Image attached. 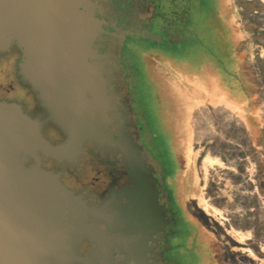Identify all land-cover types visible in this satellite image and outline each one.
I'll return each mask as SVG.
<instances>
[{
    "label": "rangeland",
    "instance_id": "obj_1",
    "mask_svg": "<svg viewBox=\"0 0 264 264\" xmlns=\"http://www.w3.org/2000/svg\"><path fill=\"white\" fill-rule=\"evenodd\" d=\"M230 1L239 77H223L221 62L209 59L216 47L206 21L195 23L196 41L185 47L136 43L169 60L140 51L123 57L142 145L173 199L168 264H264V0L252 9ZM110 80V93L123 84ZM92 169L87 181L107 180V165Z\"/></svg>",
    "mask_w": 264,
    "mask_h": 264
},
{
    "label": "water",
    "instance_id": "obj_2",
    "mask_svg": "<svg viewBox=\"0 0 264 264\" xmlns=\"http://www.w3.org/2000/svg\"><path fill=\"white\" fill-rule=\"evenodd\" d=\"M89 3L0 0V56L10 49L12 39L21 42L27 59L20 64L19 75L67 136L64 143L53 144L40 122L20 104L0 100V253L16 264H99V258L119 264L112 259L113 253L128 258L125 264L131 262L132 250L125 254L118 251L124 240L134 249L131 236H119L123 231L119 221L107 218L104 209L88 207L57 174L42 167L43 157L69 158L85 141L120 145L108 130L117 122L110 114L114 100L106 75L108 63L99 61L97 51L83 43L79 44L85 50L73 53V44H78L73 43L74 37H65L53 24H47V15L52 14L55 19H83L95 26ZM28 14H35V23L44 25H31ZM41 15L46 18H38ZM4 37L11 39L5 41ZM87 53L98 60L88 62L84 59ZM73 62L82 66L73 67ZM81 72L92 75L85 82L73 81V74ZM84 242L95 247L92 256L77 251Z\"/></svg>",
    "mask_w": 264,
    "mask_h": 264
},
{
    "label": "flooded vegetation",
    "instance_id": "obj_3",
    "mask_svg": "<svg viewBox=\"0 0 264 264\" xmlns=\"http://www.w3.org/2000/svg\"><path fill=\"white\" fill-rule=\"evenodd\" d=\"M242 2L244 0L239 3ZM229 3L232 4V1L90 0L88 6L93 20L96 21L95 26L86 24L83 19L79 22L73 21L78 26L75 34L80 35L79 38H73V43H83L88 49H95L101 57L99 61H105L109 65H105L106 75L115 82L118 79L123 83L121 85L117 81L113 85L111 94L114 111L110 114L116 117L117 122L108 128L117 137L120 145L111 147L85 141L69 158L43 157L42 167L57 174L60 181L80 196L88 207L104 209L107 218L114 222L119 221V227L123 229L119 236L122 235L125 239L126 236H131L134 249L124 240L123 247L118 246V251L125 254L132 250L130 260L133 264H168L165 262L163 250L167 247V240L174 239L176 235L174 227L177 221L166 178L142 145L144 128H140V118L133 110V95L125 83L128 72L123 61L125 51L126 59L128 55L135 54L131 51H140L139 54L144 58L161 57L169 60L172 54L158 48L143 50L136 43L152 42L163 49L185 47L196 41V38H192L195 23L206 21L212 35L209 40H214L211 46L216 47L215 54H211L209 59L221 62L218 72H222L223 77H239L238 72L231 67V63L238 58V43L234 38V24L230 21ZM245 6L252 9L255 1L245 0ZM79 10L84 11V8L80 7ZM47 17V24L54 25L56 15L48 14ZM26 18L32 20L30 24L33 26L44 25L42 22L35 23V14H28ZM38 18L45 19L46 15ZM20 43L18 39H12L10 49L0 57L10 53L18 54L17 79L35 99L34 108L20 105L40 122L44 135L53 144H62L67 139L66 134L51 119L37 93L19 75L20 64L27 59L25 49L20 47ZM91 56V53H87L84 59L88 62L98 60H93ZM11 90L12 87L1 92L0 100L18 103L8 98ZM49 129H55L59 138L50 137ZM95 161L108 166L109 171L105 174L107 180L97 178L96 182L87 181L95 170L92 169ZM97 184L102 185L101 190L97 188ZM94 248L90 243L84 242L77 251L82 255L92 256ZM112 259H117L119 264H125L128 260L118 253H113ZM97 263L107 264L102 262V258Z\"/></svg>",
    "mask_w": 264,
    "mask_h": 264
},
{
    "label": "clouds",
    "instance_id": "obj_4",
    "mask_svg": "<svg viewBox=\"0 0 264 264\" xmlns=\"http://www.w3.org/2000/svg\"><path fill=\"white\" fill-rule=\"evenodd\" d=\"M10 39V37H4L5 41ZM18 60L19 57L16 53H10L5 57H0V90L9 89V86L11 85L13 90L8 92V98L17 101L21 105L34 108V97L29 93L27 88L19 83L17 79ZM48 135L52 138H59L55 129H49Z\"/></svg>",
    "mask_w": 264,
    "mask_h": 264
},
{
    "label": "bare ground",
    "instance_id": "obj_5",
    "mask_svg": "<svg viewBox=\"0 0 264 264\" xmlns=\"http://www.w3.org/2000/svg\"><path fill=\"white\" fill-rule=\"evenodd\" d=\"M65 17V16H64ZM63 16L60 19H55V24L53 25V28L56 30L60 31V33L65 36V37H74V38H79L80 35L75 34V30L78 28L76 24L73 23L71 19H66ZM88 29L90 26H86ZM77 31V30H76ZM65 47V46H64ZM85 50V47H83L81 44H73V53H82V51ZM75 66H82L81 62L74 63L73 62V67ZM99 66V65H98ZM91 72H81L80 74H73V81H87L90 78ZM0 264H16V261H12V258L4 253H0ZM18 264V263H17Z\"/></svg>",
    "mask_w": 264,
    "mask_h": 264
},
{
    "label": "crops",
    "instance_id": "obj_6",
    "mask_svg": "<svg viewBox=\"0 0 264 264\" xmlns=\"http://www.w3.org/2000/svg\"><path fill=\"white\" fill-rule=\"evenodd\" d=\"M227 98H229V96H227Z\"/></svg>",
    "mask_w": 264,
    "mask_h": 264
}]
</instances>
